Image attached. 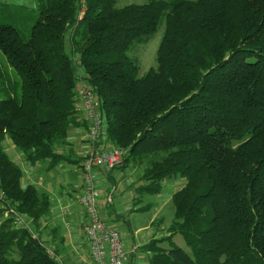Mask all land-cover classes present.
I'll return each instance as SVG.
<instances>
[{
	"label": "trees",
	"instance_id": "obj_1",
	"mask_svg": "<svg viewBox=\"0 0 264 264\" xmlns=\"http://www.w3.org/2000/svg\"><path fill=\"white\" fill-rule=\"evenodd\" d=\"M118 1L36 0L28 38L0 6V49L22 80L19 97H0V264H68L62 235L49 248L60 232L45 225L52 195L24 182L5 144L31 167L81 170L66 154L72 128L89 131L81 84L104 116L102 147L125 152L109 172L142 168L132 211L167 179L185 180L168 236L139 247L147 264H264V0ZM163 22L157 67L138 77L128 53ZM11 208L28 227L5 217Z\"/></svg>",
	"mask_w": 264,
	"mask_h": 264
},
{
	"label": "rangeland",
	"instance_id": "obj_2",
	"mask_svg": "<svg viewBox=\"0 0 264 264\" xmlns=\"http://www.w3.org/2000/svg\"><path fill=\"white\" fill-rule=\"evenodd\" d=\"M145 1L146 0H119L117 7H123L131 3L141 4L145 3ZM0 6L8 8L11 12L6 22L17 27L22 32L23 36L28 38L34 18L38 14L36 0H0ZM164 33L165 22L160 25L157 32L147 42L134 44L132 49L129 51V57L138 66V77H143L150 69L157 67V52L163 40ZM0 68L5 73V75L3 73L2 78H0V97H19L21 95V76L9 65L1 49ZM5 147L13 159L25 170L26 183H32L41 190L52 194L53 188L60 187L61 184L64 185L65 182L68 181L69 177L67 178V175L69 174H66L65 172L66 169H71L69 163L65 164V168H55L53 170H48L47 164L31 167L30 164L25 161L24 156L18 150L13 148L9 141H7ZM66 154H69V156L71 155L72 159L81 158L76 150L70 152L66 148ZM77 170L79 169H75V171ZM102 173H107V171ZM108 174L112 175V172H109ZM113 174L119 175L122 179H119L117 182L118 179L112 175V179L115 180L114 184L108 182L106 183L103 176L98 177L97 180L98 189L100 191L98 209L100 211L101 218L106 222L110 223L112 221L114 224H117V227L121 230V232H126V238H131L137 244L142 243L144 234L146 241H150L153 237L152 235H156L159 238L168 236L167 229L174 220L175 210L172 202V195L184 186L185 180L180 177L167 179L163 182V190L161 193L157 195L145 196L141 206L144 208L146 207L147 210L138 208L131 212V209L134 208L135 202L133 198L137 196L133 186L136 184V181H138L137 179L141 176L142 168H130L124 172L116 170ZM80 176L82 177L83 175H79L78 177ZM107 195H111L112 197V203H109L108 210L103 206ZM0 207L6 208L2 203H0ZM106 211H109L112 214L116 211L117 215L121 216V221L115 222L113 220L114 215L112 216L111 214L110 216L112 217L109 215L106 216ZM154 220H156V222ZM152 221L155 223H152ZM150 226L151 229H148L149 231H143L142 228H149ZM66 233L67 230L65 226H63L61 234L65 235ZM43 237L44 239H47L44 235ZM126 238L123 237L124 242L126 241ZM173 242L185 251L190 252L189 247L180 235H176L173 238ZM49 243V248H53L52 239L49 240ZM84 244L85 237L74 246L75 248L70 247V249H72L71 253L74 250L76 252H80V258L86 260L88 249L83 247ZM169 245V243H164L163 247L169 248ZM9 258L17 260L19 259V255L17 253H12L9 255Z\"/></svg>",
	"mask_w": 264,
	"mask_h": 264
},
{
	"label": "built area",
	"instance_id": "obj_3",
	"mask_svg": "<svg viewBox=\"0 0 264 264\" xmlns=\"http://www.w3.org/2000/svg\"><path fill=\"white\" fill-rule=\"evenodd\" d=\"M78 110L89 125L87 136L89 146L81 156L83 190L75 199L85 214L82 228L89 248V261L82 260V262L85 264H126L129 255L125 250L121 233L100 216L98 209L100 191L97 185L100 172H108L120 166L125 152L119 148L102 147L105 129L104 116L99 109L95 93L83 84L80 85L78 91ZM110 202L111 196H108L106 203ZM66 208H61L63 215L67 214ZM5 216L13 217L18 227H28L27 218L13 208L9 209ZM65 225L68 230H71L72 226L69 222Z\"/></svg>",
	"mask_w": 264,
	"mask_h": 264
},
{
	"label": "crops",
	"instance_id": "obj_4",
	"mask_svg": "<svg viewBox=\"0 0 264 264\" xmlns=\"http://www.w3.org/2000/svg\"><path fill=\"white\" fill-rule=\"evenodd\" d=\"M79 117H80L81 121H86L84 119V116H82L81 113L79 114ZM71 134L72 135H71V139H70V141H71L70 144H72V146L74 147V150H76V152L81 157L83 152H85V150L89 146V142L87 139L88 129L85 127L84 128L83 127H81V128L73 127ZM101 145L104 147V143H101ZM64 172H65V170H64ZM113 172L114 171H112V175L118 179L117 182L119 181V179H122V177H120L119 175H114ZM65 173L69 174V175H67V178L69 177V179H68V181L65 182L64 185L61 184L60 187L53 188V191L51 194L52 195L51 199L53 200V210L51 211V214L46 217V219H45L46 224L45 225L47 226L48 224L49 225L52 224L53 226L55 225V227L56 226L60 227V232L58 233L59 238L55 239L57 241L55 243H53V245L58 246L59 240L63 236V238L65 239V244L63 246L64 248L62 249L63 250L62 251L63 257L68 262V264H78V261H77L78 258L75 254V251H73L71 253L72 249H70V247L75 248L74 246L77 245L78 242L80 240L84 239V237H85V236H83L84 232L82 229V223L85 221V214H84V211L81 208V206L78 203H76V200H75L77 198V196H79L83 190V178L81 176L78 177L79 175H82V172L80 169L77 171H75V170L71 171V169H66ZM107 173H109V172H107ZM107 173L100 172L99 177L103 176L106 183L107 182L112 183V181H111L112 175L107 174ZM25 181H26V177H25ZM114 182H115V180H114ZM49 194H50V192H49ZM107 197H108V195L106 196V198ZM99 202H100V200H99ZM110 203H112V197H111ZM103 206L105 208H107V210H108L109 204L106 203V199L104 200ZM63 207H67L66 208V210H67L66 215H63L61 212V208H63ZM138 208L139 207H136V209H138ZM132 210L133 209H131V212H132ZM105 213H106V216L107 215L110 216L112 214L109 211L108 212L106 211ZM113 215H114L113 220L115 222L121 221V216L117 215L116 211H114L112 216ZM112 216H110V217H112ZM67 222H69L71 224V226H72L71 230H68L66 228L65 224ZM152 223H153V221H152ZM110 224L112 227L116 228L121 233L122 238L123 237L126 238V232L125 231L121 232V230L118 229L117 224H114V222H112V221L110 222ZM63 226H65V228L67 230V233L65 235L61 234ZM142 229H143V231L148 230V229L150 230L151 226L149 228L145 227ZM48 236H51V234H48ZM144 236H145V234H144ZM144 236H143V241L140 244H137L131 238H126V241L125 242L123 241L126 251L129 254H131L130 258L126 264H147V259H146L147 257L138 251L139 247H141L142 245L149 242V241L145 240ZM152 236H153L152 238H154V235H152ZM83 247H85L86 249L89 250L86 241H85V244L83 245ZM87 253H88V251H87ZM87 261H89V260L87 259Z\"/></svg>",
	"mask_w": 264,
	"mask_h": 264
}]
</instances>
